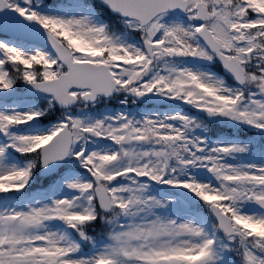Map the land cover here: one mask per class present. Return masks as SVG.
Listing matches in <instances>:
<instances>
[{
    "label": "snow or ice",
    "instance_id": "snow-or-ice-1",
    "mask_svg": "<svg viewBox=\"0 0 264 264\" xmlns=\"http://www.w3.org/2000/svg\"><path fill=\"white\" fill-rule=\"evenodd\" d=\"M0 264H264V0H0Z\"/></svg>",
    "mask_w": 264,
    "mask_h": 264
}]
</instances>
